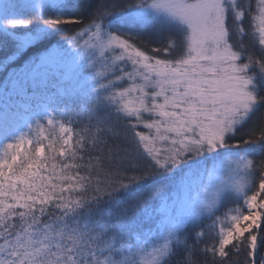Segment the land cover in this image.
I'll return each mask as SVG.
<instances>
[{"label":"snow or ice","instance_id":"obj_1","mask_svg":"<svg viewBox=\"0 0 264 264\" xmlns=\"http://www.w3.org/2000/svg\"><path fill=\"white\" fill-rule=\"evenodd\" d=\"M0 57V264H264V0H0Z\"/></svg>","mask_w":264,"mask_h":264},{"label":"rangeland","instance_id":"obj_2","mask_svg":"<svg viewBox=\"0 0 264 264\" xmlns=\"http://www.w3.org/2000/svg\"><path fill=\"white\" fill-rule=\"evenodd\" d=\"M52 78L56 79L57 82H59V84L56 86L50 85L49 82L51 81ZM75 87L76 84L74 79H72L71 72L66 68H60V69H53L52 72L49 74L46 87H38L36 91L41 96V102L43 103L46 102L49 98H52L51 96H53V93L51 92L50 89H54L55 91H58V93L60 94L63 93L64 95H60L61 98H70L73 89ZM53 98L56 99L57 96H53ZM12 99L14 102L19 104H31L34 110H38L36 109L37 101L35 100H28L22 97H13ZM2 104L3 101H0V111H2ZM12 110L14 111L15 109ZM224 210L226 209H222V211Z\"/></svg>","mask_w":264,"mask_h":264},{"label":"trees","instance_id":"obj_3","mask_svg":"<svg viewBox=\"0 0 264 264\" xmlns=\"http://www.w3.org/2000/svg\"><path fill=\"white\" fill-rule=\"evenodd\" d=\"M152 39L157 42L158 46L160 43L164 42L163 36H153ZM0 59H2V57H0ZM13 67H17V65H13ZM6 75H7L6 71L0 70V84H2ZM49 83H50V85H55V86L59 84V82H57V80L54 78H52ZM50 90L53 93V96H57L56 100L59 102V106L61 108H63L64 103H66V102L70 103L71 102L69 98H61V96H60L61 94L58 93V91H55L54 89H50ZM53 96H51V97L53 98ZM72 107L75 108V105H72ZM76 118L79 119V117H76ZM153 183L159 184V183H161V181L156 180V181H153Z\"/></svg>","mask_w":264,"mask_h":264}]
</instances>
